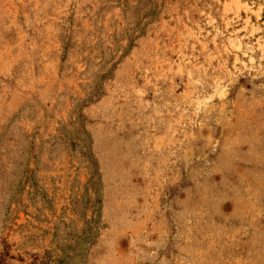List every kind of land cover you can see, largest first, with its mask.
Here are the masks:
<instances>
[{
  "label": "rangeland",
  "instance_id": "obj_1",
  "mask_svg": "<svg viewBox=\"0 0 264 264\" xmlns=\"http://www.w3.org/2000/svg\"><path fill=\"white\" fill-rule=\"evenodd\" d=\"M0 264H264V0H0Z\"/></svg>",
  "mask_w": 264,
  "mask_h": 264
}]
</instances>
